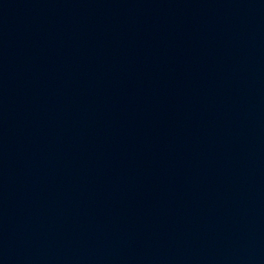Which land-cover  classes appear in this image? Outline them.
Masks as SVG:
<instances>
[{
  "label": "water",
  "instance_id": "95a60500",
  "mask_svg": "<svg viewBox=\"0 0 264 264\" xmlns=\"http://www.w3.org/2000/svg\"><path fill=\"white\" fill-rule=\"evenodd\" d=\"M0 264H264V0H0Z\"/></svg>",
  "mask_w": 264,
  "mask_h": 264
}]
</instances>
